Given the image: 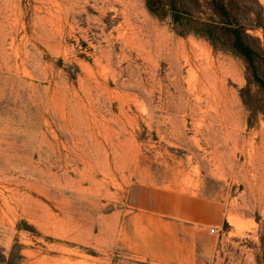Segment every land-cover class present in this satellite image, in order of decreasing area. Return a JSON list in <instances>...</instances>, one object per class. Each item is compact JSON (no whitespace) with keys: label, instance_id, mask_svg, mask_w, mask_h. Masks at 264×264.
<instances>
[{"label":"rangeland","instance_id":"obj_1","mask_svg":"<svg viewBox=\"0 0 264 264\" xmlns=\"http://www.w3.org/2000/svg\"><path fill=\"white\" fill-rule=\"evenodd\" d=\"M224 1L257 76L147 0H0V264H264V0Z\"/></svg>","mask_w":264,"mask_h":264},{"label":"trees","instance_id":"obj_2","mask_svg":"<svg viewBox=\"0 0 264 264\" xmlns=\"http://www.w3.org/2000/svg\"><path fill=\"white\" fill-rule=\"evenodd\" d=\"M195 1L196 0H147V7L155 15H159L163 11H169L170 17L175 25L183 28L188 27L196 33L208 36L212 41L216 40L218 30L222 29L217 23H223L226 25L223 28L224 33H227L235 39L234 46L236 50L246 58L254 74L257 76L255 58L259 56V53L246 41L245 28L238 23L235 17L230 15L225 1L208 0L213 11V17L208 21L196 17L188 10L192 4L194 5L196 3Z\"/></svg>","mask_w":264,"mask_h":264},{"label":"bare ground","instance_id":"obj_3","mask_svg":"<svg viewBox=\"0 0 264 264\" xmlns=\"http://www.w3.org/2000/svg\"><path fill=\"white\" fill-rule=\"evenodd\" d=\"M107 2H108V4H110V0H107ZM128 3H130V2H128ZM132 3V2H131ZM138 4V3H137ZM136 5V4H135ZM126 6V5H125ZM138 6V5H137ZM127 7V6H126ZM134 8V7H133ZM138 8V7H137ZM139 9V8H138ZM129 10V9H128ZM135 10V9H134ZM138 11H140L138 14H137V16L138 15H140L141 13H142V11H144L142 8H140ZM143 14V13H142ZM141 14V15H142ZM145 15V14H144ZM132 28H134V27H132ZM154 32V31H153ZM160 37L161 36H159L158 35V39H160ZM157 39V38H156ZM169 39L167 38V37H165V38H163L162 39V43H166V44H168V41ZM157 43V42H156ZM160 46V45H159ZM167 46V45H166ZM194 46V45H193ZM175 49H177V51L180 53H185V50H186V48H185V46L184 45H175ZM160 48H162V47H160ZM172 49V48H171ZM192 49H193V47H192ZM170 50V49H169ZM168 50V51H169ZM171 51V50H170ZM158 52V51H157ZM165 52V51H164ZM167 53V52H166ZM173 53H174V51H173ZM193 55H194V58L195 57H199V56H202V55H207L206 54V52H204V50L202 49V48H199V47H197V46H195V48L193 49ZM159 54V53H158ZM170 54H171V52H170ZM169 54V55H170ZM182 54V55H183ZM170 56H172V55H170ZM174 58V57H173ZM183 58V57H182ZM179 59V58H178ZM207 59V58H206ZM172 61V60H171ZM188 62V61H187ZM176 63V62H175ZM197 63V62H196ZM195 64V63H194ZM201 64V63H200ZM188 65H190V64H188ZM191 66V65H190ZM192 66H193V64H192ZM180 66L178 65V68H179ZM194 67H195V65H194ZM191 68V67H190ZM196 68V67H195ZM194 70V69H193ZM209 70H210V63L208 62V59H207V63H206V69H205V71L208 73V75L210 74L209 73ZM188 72H190V71H188ZM194 72V71H193ZM192 73V72H191ZM180 74V73H179Z\"/></svg>","mask_w":264,"mask_h":264}]
</instances>
